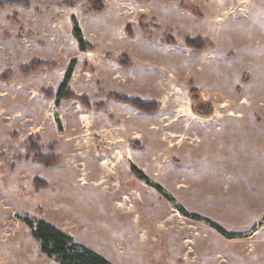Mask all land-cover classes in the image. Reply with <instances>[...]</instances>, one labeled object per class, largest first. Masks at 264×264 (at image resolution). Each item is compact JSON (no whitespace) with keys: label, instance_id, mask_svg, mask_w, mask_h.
<instances>
[{"label":"rangeland","instance_id":"374dc122","mask_svg":"<svg viewBox=\"0 0 264 264\" xmlns=\"http://www.w3.org/2000/svg\"><path fill=\"white\" fill-rule=\"evenodd\" d=\"M41 221L111 264H264V0H0V264H61Z\"/></svg>","mask_w":264,"mask_h":264},{"label":"trees","instance_id":"16d2710c","mask_svg":"<svg viewBox=\"0 0 264 264\" xmlns=\"http://www.w3.org/2000/svg\"><path fill=\"white\" fill-rule=\"evenodd\" d=\"M94 4L98 5L99 2H94ZM75 33L77 39L81 42L82 47L85 48L86 44L84 43L81 30L77 29ZM201 42L202 40L200 39H188L187 45L194 48H201ZM71 74L72 69L67 74L66 80L62 85L60 90L61 95L64 94V91L67 88ZM114 97L117 100L129 103L140 110L153 111L156 109L155 103H146L139 99H128L119 95H114ZM158 189L160 190L161 188ZM213 227H215L220 233L227 235L230 238L235 236V234L227 233L221 226L213 225ZM33 236L40 241L42 252L50 257H58V260L61 264H111L104 257L78 245L71 237L43 221L39 222L38 225L33 228Z\"/></svg>","mask_w":264,"mask_h":264},{"label":"bare ground","instance_id":"6f19581e","mask_svg":"<svg viewBox=\"0 0 264 264\" xmlns=\"http://www.w3.org/2000/svg\"><path fill=\"white\" fill-rule=\"evenodd\" d=\"M80 138H82V137L80 136ZM80 138H79V139H80ZM79 145H80V144H79ZM79 145H78V146H79ZM79 149L82 150L83 148H79ZM75 152H76V151H75ZM91 152H92V150H90V152H89V153L87 152L86 154H87V155H88V154L91 155ZM81 153H82V151H81ZM81 153H78V154L76 155V157H79V155H80ZM81 155H83V153H82ZM83 157H86V156H83ZM88 157H89V156H88ZM97 163H98V162H94V161H93V166H94V167H97ZM76 168L78 169V166H77ZM84 169H85V168H84ZM94 169H95V168H94ZM78 172H79V171H78ZM94 172H95V173H94V174H95V177H99V176H101V179H102V180L100 179L101 182L99 183L98 186H104V185L106 186V184H107L108 181H107V179H106V174H105L106 172H105V170H104V169H100V168H98V169L96 168ZM90 175H91V174L88 173V175H86V177H89ZM90 177H91V176H90ZM84 178H85V177H84ZM98 186H97V187H98ZM5 205H6V202L1 203L3 213H7V211H8L7 208L5 207ZM4 207H5V208H4Z\"/></svg>","mask_w":264,"mask_h":264}]
</instances>
